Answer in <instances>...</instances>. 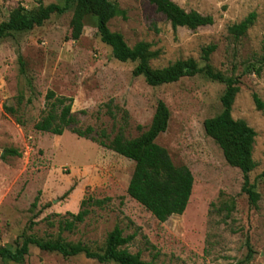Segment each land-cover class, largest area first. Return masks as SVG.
<instances>
[{
	"label": "rangeland",
	"instance_id": "rangeland-1",
	"mask_svg": "<svg viewBox=\"0 0 264 264\" xmlns=\"http://www.w3.org/2000/svg\"><path fill=\"white\" fill-rule=\"evenodd\" d=\"M118 3L126 18L116 17L111 31L124 36L130 47L150 44L158 56L152 68H164L178 60L194 59L203 67V48L216 45L210 64L225 77H240L241 91L233 105V117L244 120L257 133L253 157L256 169L250 181L260 195L257 206L243 192L242 172L227 164L223 152L204 130V121L219 115L224 83L204 74L185 77L158 87L136 77L137 63H123L98 35L96 19L88 17L78 41L69 39L73 10L55 14L42 27L12 32L0 42V247L15 248L25 238L63 239L82 244L92 252L105 249L109 233L119 225L131 253L157 264H264V109L258 110L256 93L264 103V70L260 76L243 74L259 66L264 53V0H174L186 11L213 16L215 23L190 30H174L166 16L148 0H110ZM66 0H0V24L22 6L28 14L40 4L64 5ZM255 12L257 19L247 34L236 39L229 26ZM74 99L78 127H93L113 138L123 129L128 139L146 131L159 101L171 112L168 130L156 142L176 166H187L195 182L188 208L159 222L127 192L135 163L92 139L67 130L62 136L42 133L34 125L45 109L48 91ZM19 117L5 111L17 108ZM18 156H5L6 149ZM105 200L87 205L90 214L73 230H62L69 213L82 210V201ZM233 203L230 217L219 212ZM0 264H15L0 258ZM23 264H102L85 255L64 257L30 247ZM103 264H117L108 262Z\"/></svg>",
	"mask_w": 264,
	"mask_h": 264
},
{
	"label": "trees",
	"instance_id": "trees-1",
	"mask_svg": "<svg viewBox=\"0 0 264 264\" xmlns=\"http://www.w3.org/2000/svg\"><path fill=\"white\" fill-rule=\"evenodd\" d=\"M156 6L157 11L166 16L174 30L180 27L190 30L210 26L215 23L213 16L202 15L197 11H186L174 0H148ZM73 10L70 23L71 33L69 39L78 41L85 28V20L88 17L96 19L98 35L103 43L112 50L113 57L123 63L133 62L137 66L133 70L136 77H144L145 82L152 87L173 84L185 77H194L199 74L206 75L209 79L224 83L225 91L221 97L222 112L204 121V130L208 137L220 147L228 165L239 169L244 178L243 192L249 196L253 206H257L260 195L250 181V173L257 163L254 160V146L257 133L244 120H236L233 117V105L241 91L240 77H225L216 71L210 64V57L216 51V45H209L202 50V59L206 64L201 67L194 59L178 60L164 68H152L150 61L158 56L157 52L150 50L151 46L145 42H139L130 47L119 32L110 29V22L116 17L126 18V13L118 3L110 0H66L64 5L40 4L38 10L28 14L25 8L19 6L10 12L7 21L0 24V42L12 32H24L42 27L53 15L65 14ZM257 19L255 12L250 13L239 23L228 28V32L239 39L247 34ZM259 66H248L244 74H256L260 76L264 70V53L259 59ZM254 102L258 110L264 109V103L256 93L253 94ZM24 96L17 101V108L5 106V111L15 116L19 125L24 122L19 117L20 108ZM74 99L58 95L50 90L45 96V109L40 120L34 125L35 130L62 136L67 130L80 138L92 139L99 145L133 161L135 168L129 181L127 192L131 198L141 204L159 222H166L171 216L183 213L191 200L194 188V176L187 166H176L169 152L160 146L157 138L168 130L171 112L165 102L159 101L149 128L134 139H128L124 130L119 129L112 138L106 131H102L100 137L93 136L95 130L88 127L85 130L79 128L78 121L73 115ZM18 156L21 153L16 149H6L5 156ZM105 200L92 198L82 201V210L77 214L69 213L71 219L61 222L62 230H73L78 223H83L90 214L87 205L102 206ZM235 205L223 204L219 212H226L230 217ZM135 238V235L125 236L124 230L117 225L108 235L105 249L102 252H92L82 244H71L63 239L40 240L34 236L24 239L21 245L15 248L9 246L0 247V258L15 264H23L29 255L30 247L59 253L64 257L85 255L89 259H95L99 263L114 262L117 264H157L155 259L145 261L142 254L131 253L126 247Z\"/></svg>",
	"mask_w": 264,
	"mask_h": 264
}]
</instances>
